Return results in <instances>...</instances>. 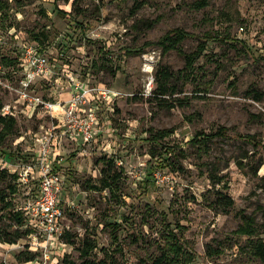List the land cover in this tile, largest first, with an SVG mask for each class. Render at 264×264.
I'll list each match as a JSON object with an SVG mask.
<instances>
[{
  "label": "rangeland",
  "instance_id": "obj_1",
  "mask_svg": "<svg viewBox=\"0 0 264 264\" xmlns=\"http://www.w3.org/2000/svg\"><path fill=\"white\" fill-rule=\"evenodd\" d=\"M196 1L78 0L71 6L60 1L54 5L53 0H0L2 69L17 64L23 45L37 44L60 80L58 85L38 84L34 93L57 97L62 92L68 97L70 78L85 84L95 99L81 106L94 108L102 129L95 141L59 151L56 169L64 178L61 226L74 244L59 239L48 259L36 254L34 261L22 262L18 255L27 250L26 237L13 244L0 240V264H149L153 248L145 241L159 236L165 218L172 227H184L194 254L191 264H260L249 252L247 237L235 231L244 217H252L257 225L264 222V147L239 138L254 135L264 144V0H207L203 8H195ZM56 7L70 17H58ZM172 28L197 37L180 43L184 53L194 51L204 33L215 39L207 41L193 72L175 75L168 94L159 96L158 71L166 67L176 74L184 69L185 58L144 44ZM2 58L13 63L5 66ZM10 76L0 70V101L16 121L15 133L0 141V168L8 175L34 165L30 134L40 123L50 122L22 103L18 80ZM97 89L107 91L108 102L96 98ZM218 128H225L227 137L208 142L207 152H197L188 143L196 132L209 134ZM169 129L172 132L160 141L150 139V131ZM161 145L183 150L176 171L153 166L158 156L152 159L149 153H161ZM108 160L121 171L115 199L98 188ZM207 167L219 184L202 174ZM8 185H14L15 193ZM215 191L231 197L233 205L212 208ZM0 192L6 193L14 211L22 212L36 192V180L26 185L11 176L0 177ZM5 213L0 209L2 238L16 230ZM84 237L96 245L88 257L79 250ZM134 237L141 240L133 243ZM206 246L220 252L208 255Z\"/></svg>",
  "mask_w": 264,
  "mask_h": 264
},
{
  "label": "built area",
  "instance_id": "obj_2",
  "mask_svg": "<svg viewBox=\"0 0 264 264\" xmlns=\"http://www.w3.org/2000/svg\"><path fill=\"white\" fill-rule=\"evenodd\" d=\"M0 70L10 73L11 78L18 80L19 97L22 103L32 108L31 113L38 110L41 119L50 120L49 123H40L38 130L30 134L35 147L34 165H27L25 169L15 173L17 180L26 185L30 180H36L35 194L30 195L24 207L19 210L26 219L24 228L29 230L25 243L27 250L37 254V257L40 255L48 259L49 249L54 242L59 241L63 233L61 222L64 219V207L61 194L64 178L55 168L61 161L59 151L65 143L84 145L95 141L97 135L102 133L94 108L81 106L90 103L95 97L85 84L70 77L67 100L61 98L62 92L57 97L34 93L38 84L58 85L60 80L56 77L54 65L39 50L37 44L23 45L17 64L6 69H2L0 65ZM4 86L9 88L7 83ZM96 91V98L109 101L110 96L105 89ZM0 116L14 118V113L9 107L2 106Z\"/></svg>",
  "mask_w": 264,
  "mask_h": 264
},
{
  "label": "trees",
  "instance_id": "obj_3",
  "mask_svg": "<svg viewBox=\"0 0 264 264\" xmlns=\"http://www.w3.org/2000/svg\"><path fill=\"white\" fill-rule=\"evenodd\" d=\"M59 1L63 4H70L71 6H73L78 0H53L54 5H56V3ZM206 4L207 0H198L193 4V6L195 8H203L206 6ZM55 9L57 12L56 15L58 17H70V13H67L63 9H59L58 7H56ZM194 37L196 36L192 33L184 31L181 28H172L169 29L165 34H163L159 39L155 41H148L144 44L145 46H159L161 48L162 54H165L169 51H176L178 54L184 56L185 58L184 69L177 71L176 74L172 71H169L166 67H163L160 69V71H158L156 75L155 89V93L157 95L164 96L168 94L169 82L172 78H174L175 75L186 77L188 74L192 73L194 70V62L198 57L201 56V54H203L204 50L206 49L207 41L215 39V36H212L209 33H204L201 35V37H198V43L194 51L190 53H184L180 48V43L184 39ZM33 40L39 44L40 39L36 36V34L33 35ZM39 50L42 51V49ZM1 62H3L2 64L5 66L13 63L11 60L6 58H2ZM1 107L2 103L0 101V109ZM0 125V141L4 140L8 135L14 134L16 131V121L12 117L0 116ZM171 132V129L155 131L154 133L150 131L151 138H149L152 141H160L164 137L168 136ZM226 133L227 132L225 128H218L214 133L209 134L202 131H198L189 139L188 143L192 145V147H195L197 152L205 153L207 152L208 142L215 138H226ZM239 138L251 144L253 147H264V144H260L258 141H256L254 135H239ZM160 148L162 149V152L159 154L156 153V151H150L149 153L152 159L158 156L156 158V161H154L155 164L153 166L157 168L167 167V169L169 168L173 171H176L174 166L178 162L177 160L182 154L183 150L181 148H177V151L173 152L172 147L168 145H161ZM104 164V167H102L100 170V187L98 188L106 189L110 196L114 197V191L119 188L121 171H118V169L115 168V165L112 160L105 161ZM208 167L206 168V171L204 173L202 172V174H207L208 180L210 182L214 184H219L220 181L218 179L217 181H213V172L212 170L208 169ZM151 168L153 169V167ZM179 168L180 167H178L177 170H179ZM8 174L9 173H7L5 169L0 168V177L3 178L6 176H11L13 181L17 179L16 174ZM88 188L98 190L97 187L93 186ZM7 190L12 194L15 193L14 185H8ZM216 194L218 195L219 193L216 192ZM209 205H211L214 209L218 208V206H221L223 210H225L233 205V200L227 194L221 192L218 197H216L209 203ZM0 209L6 211L5 214L7 218L16 227V230L14 231L13 235L7 238L0 237V240L2 242L13 244L16 243L18 239L24 236L27 237L29 230L27 228H24L26 219L23 215V212L13 210L11 201H7V195L4 192H0ZM261 211L262 214H264V209H261ZM162 220L165 222L166 218ZM164 222L161 223L162 228L160 230L159 236L148 238V240L146 239L147 241H145L148 246H151V248H153V251L149 255V264H191L194 261V254L189 249L187 242L184 239V227L179 224H175L174 227H172L170 223ZM116 226L117 225L115 224L112 225L113 228H116ZM258 230H261V233H258ZM235 233L247 237L250 242V254L256 259H258L260 261V264H264V239L260 237L262 234H264V222L257 225L252 217H244L242 225L235 231ZM73 238L74 237L68 231H64L60 236V239L63 241V243L69 245L74 244ZM144 238L146 237H142V240H144ZM93 240L94 239L90 237H84L81 240V249L79 250L80 252L82 250V256L88 257L91 255L92 251L96 247L95 241ZM139 240L141 239L134 237L132 242L138 243ZM112 241L117 242L116 235H113ZM219 252L220 251L217 249H212L211 247L206 246V253L208 255H213ZM18 256H20L19 260H21L22 262H30L36 259V254L28 250L21 252Z\"/></svg>",
  "mask_w": 264,
  "mask_h": 264
},
{
  "label": "crops",
  "instance_id": "obj_4",
  "mask_svg": "<svg viewBox=\"0 0 264 264\" xmlns=\"http://www.w3.org/2000/svg\"><path fill=\"white\" fill-rule=\"evenodd\" d=\"M61 98H62L63 100H67V99H68L67 95L65 96L64 93H62ZM71 145H72V144H66V143H65V144L60 148V151H62V148H63V147H65V146H71ZM72 146H74V145H72Z\"/></svg>",
  "mask_w": 264,
  "mask_h": 264
}]
</instances>
